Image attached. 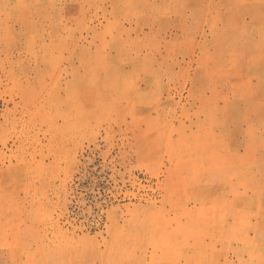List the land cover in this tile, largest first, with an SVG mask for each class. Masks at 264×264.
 <instances>
[{
  "label": "rangeland",
  "instance_id": "1",
  "mask_svg": "<svg viewBox=\"0 0 264 264\" xmlns=\"http://www.w3.org/2000/svg\"><path fill=\"white\" fill-rule=\"evenodd\" d=\"M0 264H264V0H0Z\"/></svg>",
  "mask_w": 264,
  "mask_h": 264
},
{
  "label": "bare ground",
  "instance_id": "2",
  "mask_svg": "<svg viewBox=\"0 0 264 264\" xmlns=\"http://www.w3.org/2000/svg\"><path fill=\"white\" fill-rule=\"evenodd\" d=\"M179 227H180V226H179ZM178 235H179V234H178ZM182 237H183V236H182ZM182 237H181V238H182ZM185 237H186V236H185ZM185 239H186V238H185ZM178 242H179V241H178Z\"/></svg>",
  "mask_w": 264,
  "mask_h": 264
}]
</instances>
